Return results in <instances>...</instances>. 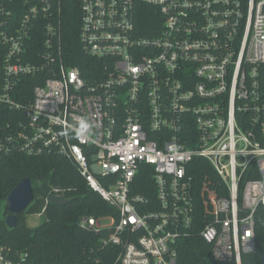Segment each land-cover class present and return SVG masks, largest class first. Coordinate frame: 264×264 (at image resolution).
<instances>
[{"label":"built area","instance_id":"1","mask_svg":"<svg viewBox=\"0 0 264 264\" xmlns=\"http://www.w3.org/2000/svg\"><path fill=\"white\" fill-rule=\"evenodd\" d=\"M52 1L25 2L19 24L0 9L8 50L0 106L25 113L0 130V161L66 157L113 208L81 219V229L102 235L84 264H193L181 250L196 237L202 259L242 264L257 250L259 223L264 235V0H81L83 52L102 63L90 80L64 64L52 24L41 60L24 58L32 22ZM143 5L161 17L147 37L137 27ZM45 69L29 105L18 104L16 81ZM196 161L220 183L203 226L189 176ZM143 166L153 172V199L133 193ZM65 194L54 188L48 197ZM28 259L0 247V264Z\"/></svg>","mask_w":264,"mask_h":264},{"label":"trees","instance_id":"2","mask_svg":"<svg viewBox=\"0 0 264 264\" xmlns=\"http://www.w3.org/2000/svg\"><path fill=\"white\" fill-rule=\"evenodd\" d=\"M13 1L0 0V9L4 7L13 10V23L19 24L24 14L25 2L29 1L30 6L36 4V0ZM44 15L41 12L39 20L32 22L33 28L27 40L24 58L28 61L41 60L39 55L45 52L48 39L47 26L52 24L59 33L53 44L56 48L61 47L64 64L67 67H78L89 80L98 72L101 73L102 63L85 55L82 49L81 0H54L51 12L47 16ZM159 23L161 24V17L158 9L143 5L137 16L139 34L146 37L152 35V28ZM7 51L0 38V88L4 79ZM49 76L50 70L45 69L34 76L20 77L12 92L13 99L22 106L29 105L35 87ZM21 119L25 120L23 111L14 112L0 106V130L6 123ZM189 168L196 213L199 223L203 226V219H209V215L204 214L207 210L211 211V196L217 192L220 183L205 161H196ZM25 178L32 181L34 200L25 212L17 216V225L10 230L6 225L9 208L5 204L10 193ZM136 184L138 187L134 188L133 193L155 198L151 168L141 167L135 179ZM54 188L66 190L65 198L68 203L47 205L46 199ZM113 212V208L88 186L77 165L66 157L58 154L27 156L15 153L0 161V247L10 248L18 254H29L25 264H84L90 256L92 247L96 248L100 243L102 235L81 229V219L83 217L99 219L112 215ZM40 214L45 216V221L34 229L30 228L29 217ZM256 231L257 250L255 253L243 255L242 264H262L264 235L261 223L257 225ZM203 246L206 245L200 238L193 239L188 247L185 246L183 251L181 250L182 261L185 263L184 257L190 256V262L193 264H216L209 259H202L203 254L207 255L206 251L199 250Z\"/></svg>","mask_w":264,"mask_h":264},{"label":"water","instance_id":"3","mask_svg":"<svg viewBox=\"0 0 264 264\" xmlns=\"http://www.w3.org/2000/svg\"><path fill=\"white\" fill-rule=\"evenodd\" d=\"M34 200V187L32 181L25 178L10 193L6 204L9 208V214L6 217V225L13 230L17 225V216L25 212ZM68 203L67 199H60L55 196L48 197V204L64 205ZM261 263L264 264V253L261 256Z\"/></svg>","mask_w":264,"mask_h":264},{"label":"rangeland","instance_id":"4","mask_svg":"<svg viewBox=\"0 0 264 264\" xmlns=\"http://www.w3.org/2000/svg\"><path fill=\"white\" fill-rule=\"evenodd\" d=\"M5 205H7V204H5ZM4 209H5V206H3V210H2L3 212H4ZM44 221H45V216H43V215L42 216H38V215L31 216V217H29L28 225L30 228L34 229V228L40 226Z\"/></svg>","mask_w":264,"mask_h":264}]
</instances>
